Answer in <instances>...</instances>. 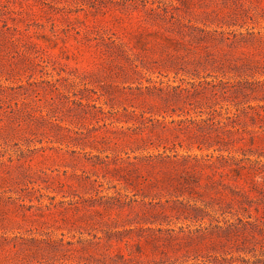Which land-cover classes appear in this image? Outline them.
Instances as JSON below:
<instances>
[{"label":"rangeland","instance_id":"1","mask_svg":"<svg viewBox=\"0 0 264 264\" xmlns=\"http://www.w3.org/2000/svg\"><path fill=\"white\" fill-rule=\"evenodd\" d=\"M0 264H264V0H0Z\"/></svg>","mask_w":264,"mask_h":264}]
</instances>
